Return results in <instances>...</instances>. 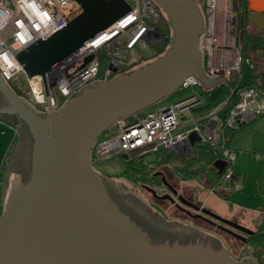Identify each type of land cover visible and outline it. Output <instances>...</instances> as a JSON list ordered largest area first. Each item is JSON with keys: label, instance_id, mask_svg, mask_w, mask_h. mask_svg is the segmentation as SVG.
Returning <instances> with one entry per match:
<instances>
[{"label": "water", "instance_id": "95a60500", "mask_svg": "<svg viewBox=\"0 0 264 264\" xmlns=\"http://www.w3.org/2000/svg\"><path fill=\"white\" fill-rule=\"evenodd\" d=\"M77 1L82 6L78 15L16 54L28 78L40 76L43 80L48 105L43 116L0 75V93L8 102L0 111L17 115L33 137L31 177L27 182L13 179L0 217V264H250L243 258L234 261L216 238L189 225L165 221L160 213H150L134 194L126 200L112 196L100 172L89 162L97 136L115 119L170 95L186 76L195 75L208 89L227 85L220 78L209 80L202 70L198 42L203 23L196 3L154 0L173 28L166 52L119 78L97 81L92 87L86 84L82 93L54 110L45 74L131 10L126 0ZM233 9H239L235 0ZM247 18L264 31L262 11L251 10ZM199 140L197 132L191 131L186 142L193 145ZM213 165L221 173L227 162L219 158ZM155 197L173 202L169 194ZM126 212L159 236L184 239L194 235L203 242L152 243ZM201 212L242 233H253L209 209ZM223 228L232 237L247 240L241 233ZM208 239L215 240L219 249L209 245Z\"/></svg>", "mask_w": 264, "mask_h": 264}, {"label": "built area", "instance_id": "2783aa9c", "mask_svg": "<svg viewBox=\"0 0 264 264\" xmlns=\"http://www.w3.org/2000/svg\"><path fill=\"white\" fill-rule=\"evenodd\" d=\"M126 1L131 6L126 15L45 74L50 105L54 110L80 94L86 84L99 79L108 80L112 71L121 64V51H132L137 46L143 49L150 43L166 39L159 27L164 18L163 11L154 0ZM194 2L203 23L198 42L202 70L209 80L220 78L228 83L239 72L242 62V52L236 43L238 12L233 9V0ZM81 10V3L77 0H0V75L5 82L24 78L29 94L41 105L42 113L48 111L43 80L40 76L28 78L16 54L31 43L51 35ZM246 27H250V24ZM111 47L114 48L112 52L108 51ZM101 51L110 55L108 66L101 72L103 77H98L102 69L99 57ZM196 86H202V83L190 74L183 78L179 88L190 89ZM230 96L234 100L225 116L219 118V106L204 117L208 120L205 125L192 114L194 107L201 103L195 93L172 104L157 107L136 119L119 117L112 124L113 132L109 137L96 139L89 162L94 167L97 161L119 155H125L126 159L131 160L161 149H172L184 144L190 132L196 131L199 141L220 151L222 159L227 162L224 178L228 179L232 175L228 166L235 160L237 151L227 147L224 131L237 128L247 119L264 113V97L255 87L234 88ZM184 112L191 113V128L180 127L179 114ZM250 154L259 158L262 152ZM152 191L162 194L166 188L157 184L152 186ZM257 218V225L264 222V214Z\"/></svg>", "mask_w": 264, "mask_h": 264}, {"label": "crops", "instance_id": "0c3cea01", "mask_svg": "<svg viewBox=\"0 0 264 264\" xmlns=\"http://www.w3.org/2000/svg\"><path fill=\"white\" fill-rule=\"evenodd\" d=\"M245 10L246 13L242 16L240 13L238 14V21H243V31L248 36L255 37V40L245 50L240 49V51L261 74L262 85H259L257 90L264 97V31L260 30L255 23L250 22L247 18L251 10L262 11L264 14V0H246ZM247 24H250V27H246ZM6 84L11 89L9 82H6ZM199 99L201 102L203 101L201 95H199ZM233 100L234 98H231L230 101L221 103L220 107L228 106L227 104L232 103ZM6 103L8 102L0 93V107ZM194 108L196 109V107ZM195 109L192 112L195 118L201 124H207L208 120L204 119L207 113L195 111ZM186 127L191 128L192 123L189 122L182 128ZM28 133L31 135L27 126H24L17 115L0 111V215L6 207L9 185L15 175L19 176L18 172L12 168V157L15 154L16 147L20 146L21 143H25V137ZM223 137L227 147L237 151L234 162L228 166L232 171V175L226 179L227 186L224 189L218 187L219 191H216L214 186L211 187L212 183L205 176L192 178V180L202 179L201 182H204V187L198 194V199L202 198L203 204H208L207 208L216 214L224 218H234L238 222L240 221L241 225L248 223L249 225L243 224V226L254 229L257 226L255 219L260 214H264V113L247 119L237 128L226 129ZM200 143L197 141L191 145L189 142H185L172 149H161L160 151L171 154H178L175 149L184 151V157L178 154L182 164L185 160L198 157ZM252 152H262V155L259 158H254L250 154ZM217 157L222 158L221 153ZM254 214H256L255 219L252 221Z\"/></svg>", "mask_w": 264, "mask_h": 264}, {"label": "rangeland", "instance_id": "374dc122", "mask_svg": "<svg viewBox=\"0 0 264 264\" xmlns=\"http://www.w3.org/2000/svg\"><path fill=\"white\" fill-rule=\"evenodd\" d=\"M200 1L201 3H203V0H200ZM168 20H169L168 17L165 16V18H163V21L159 27L165 34L171 35L173 34V28L169 29V26L167 25ZM236 43H237L238 48L241 50H245V48L248 47V45L245 43V40L242 39V37L239 35L237 36ZM169 45L170 44H168L166 48H169ZM137 47L132 51H121L120 52L121 60H125V59L131 60V62L129 61L128 63L132 67L123 73L122 72L119 73V71H117L119 67H116L117 69H115V71H112V73L108 77V80L119 78L133 70H137L141 68L142 66L145 65V63L150 62V60L149 61L143 60L141 63L137 64L138 59H140V56H143V54H145L146 52V48L139 49ZM108 51L112 52L114 51V48L112 47L108 48ZM108 55H110V53L106 54L104 51H101L99 53L101 68H102L101 72H103L105 68L108 66V62H109ZM114 73H119V74L115 75ZM101 76L103 77V75L100 74L99 77ZM15 81L16 83H19V81L17 80ZM100 81L102 80L99 79L98 82ZM96 84H97V81L90 83L89 86L92 87V86H95ZM29 91L30 90L27 84V86H25V97L24 96H19V97H21V99L25 101L29 106L34 108V110L37 113L42 114L41 105H39L38 103L34 101L31 94H29ZM202 91H204L203 86H196L188 90H176L170 95L163 97L159 101L136 112L135 114L128 115L127 117L130 118L131 120L136 119L137 116H140V117L144 116L146 113L153 111L157 107L172 104L193 93L199 96ZM201 97L205 98L203 95H201ZM179 119H180V127L182 128L190 122L191 113L184 112L182 114H179ZM112 132H113L112 127L107 128L106 130L102 131L97 136V140H101V139L109 137L112 134ZM32 142L33 141H32L31 135L28 133L27 136L25 137V143L20 144L21 148H23L24 150L23 151L24 152L23 154L24 163L23 164L24 166H26V169L30 163V156H31V151L33 147ZM175 151L179 155L184 157L183 156L184 151L178 150V149H175ZM178 154L172 153L171 158L169 160L168 159L162 160L161 161L162 163L160 162L161 160L160 153H149L142 157H135L134 162H133V164L135 165L134 167L139 166L137 165V162L138 163L142 162L143 164H145V167H142V166L137 167L140 170V172L139 173L137 172L135 174H134V170L132 169L124 172L128 164H127V159L121 155L115 156L109 160L97 161L94 164V167L100 171L101 176L106 181L105 184L108 183V186L106 187V189L109 191V193L112 196H115L120 200H126L128 195L134 194V196H136L137 198H140L145 203V205L149 207L150 213H160V215L164 218L165 221H168V222L176 221L182 225H189L202 233L207 232V234L204 233L206 236L208 235V236H212L216 238L219 241L221 246L224 245L225 249L227 250L229 255L232 256V259L234 261L239 262L243 258V260L247 263L251 264L252 261H255L256 264H260L259 263L260 260L258 259L259 255L256 254L257 250L255 248L251 247L245 242L239 241L238 239L232 237L231 235L227 233H223L217 230L214 227H209V225L205 224L204 222H201V221H198L192 218L190 215L186 214L184 211L172 205L168 199L155 197V193L152 191V186L157 185V184L165 185L162 180V176H163V178L168 183L174 185L177 192H180V194H183L190 201L203 205L207 209L208 204H203L204 202L202 198L200 200L198 199V194L202 191L204 187V182H201L202 179L192 180V179L186 178V175L180 169H178V167L181 165V161L179 160L180 157ZM233 162H231L229 165H231ZM17 177L19 176L15 175V178ZM218 182H219L218 184H213L211 186V187L214 186L216 188V191L218 190V187H221V189H224L227 186V180L224 178V176H221ZM158 196H163V193L158 194ZM255 215L256 214L252 216V221L253 219H255L254 218ZM227 219L234 221L241 225V222L240 221L238 222L234 218H231V219L227 218ZM258 219L259 218H257V220ZM243 224H248V223H243ZM258 226L259 224L255 228H257ZM262 253H263L262 255H264V250ZM261 264H264V262L262 261Z\"/></svg>", "mask_w": 264, "mask_h": 264}, {"label": "trees", "instance_id": "16d2710c", "mask_svg": "<svg viewBox=\"0 0 264 264\" xmlns=\"http://www.w3.org/2000/svg\"><path fill=\"white\" fill-rule=\"evenodd\" d=\"M239 4V13L242 16L244 13H246L245 5L246 0H235ZM165 14L163 12V17L165 18ZM167 25L169 26V29L172 28L169 20L167 21ZM243 21H238V27H237V36H241L242 39L245 40V43L249 46L250 43H252L255 40V37H250L242 29ZM164 33V32H163ZM165 34V33H164ZM173 34H165V36L168 39L164 40L162 39L160 42H154L152 44H148L146 46V52L143 54L142 58L143 60L153 62L159 57H161L165 52L168 44H170L171 37ZM145 50V49H144ZM143 50V51H144ZM149 62V63H150ZM102 69L100 70L99 75L101 74ZM261 74L256 70L254 65H252L249 60L242 55V62L239 68V72L235 74L231 81L227 83V85L223 84H217L215 87L210 89H204L200 93V95H203L205 98H203V101L196 106L195 111H202L203 113L209 114L211 111H213L215 108L219 107L221 103L225 101H230L232 98L230 96V91L234 88H241V87H259L261 84ZM9 86L14 91V93L17 96H24L25 97V86H27V83L24 78L19 79V83H16V81L9 82ZM177 90H188V89H180ZM228 106H224L219 109L218 116L220 119H222L225 114L227 113L228 108L230 107L231 103L227 104ZM201 142V141H199ZM201 145L198 147L199 155L196 158H193L191 160H185L184 163H182L178 169H180L185 175L186 178L192 179V178H200L201 176H205L210 183L218 184V180H220L221 176H224L225 168L221 173L218 172L217 168L214 167V161L219 159L217 156L220 154L219 150L215 147L206 144V143H200ZM161 155V160L170 159L172 154L171 153H163L162 151H159ZM142 157V156H141ZM134 159L128 160L127 159V168L124 170V172L132 169L135 173H139L140 170L137 167H145V164L142 162H137V167H134L133 164ZM162 163V162H161ZM142 172V171H141ZM29 180V174L27 177L24 178V181ZM105 181V180H104ZM106 183V181H105ZM108 186V183L106 184V187ZM155 195L158 196V194L155 193ZM264 223V222H263ZM262 223V224H263ZM259 225L257 228L252 229L253 233L251 235H248L246 243L250 245L251 247L255 248L257 250L258 259L260 260V264L263 261L264 262V255H262L264 250V225Z\"/></svg>", "mask_w": 264, "mask_h": 264}, {"label": "flooded vegetation", "instance_id": "af4514ba", "mask_svg": "<svg viewBox=\"0 0 264 264\" xmlns=\"http://www.w3.org/2000/svg\"><path fill=\"white\" fill-rule=\"evenodd\" d=\"M238 14H239V9H238ZM166 37V36H165ZM165 40V39H164ZM131 62V60H128V59H125V60H121V64L118 65V71L119 73H123L125 71H127L128 69H130L132 66L129 65L128 62ZM143 61V58L142 56H140V59H138V63H141ZM115 71V70H114ZM119 73H114L115 75L116 74H119ZM43 115L45 113H42ZM41 114V115H42ZM42 115V116H43ZM24 124V123H23ZM24 126L26 127L27 125L24 124ZM28 128V126H27ZM29 129V128H28ZM30 132V130H29ZM32 136V134H31ZM32 141H33V137H32ZM26 146V145H25ZM32 146H33V142H32ZM33 148V147H32ZM23 148H21V146H17L16 149H15V154L13 155L12 157V168L14 170H16L19 174V177L20 179L24 181V178L28 176L29 174V179L31 177V173H32V168H31V164H32V151H31V160H30V165H29V169L27 170L26 169V166H24V158H23ZM22 163V165H21ZM27 173H26V171ZM163 177V176H162ZM164 179V178H163ZM104 181V179H103ZM164 181H166L164 179ZM27 182V181H26ZM167 182V181H166ZM105 183V181H104ZM168 183V182H167ZM169 186L167 185H163L165 188H166V191L163 193V195L165 194H169L172 198H173V202L170 201V203L172 205H174L175 207L179 208L180 210L184 211L186 214L190 215L192 218L198 220V221H201V222H204L205 224L209 225V227H214L216 228L217 230L223 232V233H227V230L224 229L223 227L225 228H228V229H231L235 232H238V233H241L243 236H245L246 238L248 237L247 234L245 233H242L241 231L239 230H236L235 228L215 219L214 217H212L211 215L209 214H206L204 212H201V209L202 208H205L203 205L201 204H197V203H194L192 201H190L189 199H187L183 194H180V192H177L174 185L168 183ZM106 186V184H105ZM173 190L176 191V193H173ZM155 193V192H154ZM208 209V208H207ZM210 210V209H209ZM211 211V210H210ZM213 212V211H212ZM127 213V212H126ZM215 213V212H214ZM128 216L130 217V219L143 231L146 232V234L148 235L150 241L152 243H164V242H169L170 244L172 243H178V244H181V245H188V244H195V243H198V242H203L200 240V237H196L194 235H190L189 237H186L184 239H180V238H177V239H173L171 237H167V236H159L157 233H152L150 231V229H148L144 224L140 223L139 220H135V218H133L129 213H127ZM218 215V214H217ZM220 216V215H219ZM222 217V216H221ZM224 218V217H223ZM207 234V232H204ZM230 235V234H229ZM239 241H242L244 242L243 240L241 239H238ZM209 241V245H211L214 249H219L217 246H216V241L213 240V239H208ZM207 243V242H206ZM246 243V241H245ZM222 244V243H221ZM224 246V245H223ZM229 255V253H228ZM231 258L232 256L229 255ZM255 262V261H254Z\"/></svg>", "mask_w": 264, "mask_h": 264}]
</instances>
